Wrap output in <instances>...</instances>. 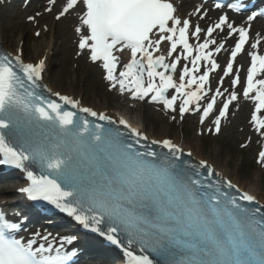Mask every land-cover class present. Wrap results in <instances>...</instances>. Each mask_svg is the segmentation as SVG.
Returning <instances> with one entry per match:
<instances>
[{
    "label": "snow or ice",
    "instance_id": "6c2138e0",
    "mask_svg": "<svg viewBox=\"0 0 264 264\" xmlns=\"http://www.w3.org/2000/svg\"><path fill=\"white\" fill-rule=\"evenodd\" d=\"M85 2L86 14L82 23L90 30V35L81 40L79 47L91 50L92 61H103L106 78L112 88L118 85L122 93L125 90L132 92L134 99H144L151 94L153 102L162 103L171 111L176 110L178 96L184 97L179 108L181 115L191 111L193 102H196V110L199 111L200 93L209 81V74L205 72L197 77L195 73L199 71L201 61H209L212 69L218 67L212 59V52L206 51L210 44L216 43L215 40H205L199 44V54L194 56L192 68L184 66L181 82L177 83L173 75L168 73H175L180 64L179 57L175 62L168 63L164 55L154 56L153 51H150H158L161 40L167 39L172 42L173 52L178 45H182L186 56L193 57L194 49L188 39L190 21L186 19L180 26L182 22L174 16L172 3L167 0ZM76 3L77 0H71L69 7ZM226 23L227 16H224L215 28L220 29ZM228 27L231 33H239V41L231 53L235 60L248 40V31L237 29L231 24ZM154 29H158L160 34L157 39L150 38ZM213 31L214 28L209 27L208 35L211 36ZM200 32L197 26V38ZM165 33L170 35H163ZM118 45L130 50L131 61L117 75L118 58L113 53ZM223 47L221 44L216 51L219 52ZM43 67V60L33 65L24 63L19 55L14 58L0 55V110L18 90L24 89L30 99L36 102L37 111L43 118H56L62 125L71 126L76 122L75 112L63 111L59 103L45 102L44 97L35 91ZM232 67L231 63L227 65L228 73L232 72ZM17 68L30 82V86L25 85ZM261 72H264V56L253 55L244 94L247 96L256 91L259 109H264V79H256ZM187 77L190 79L184 82ZM156 78L159 83L155 82ZM234 83H239L238 77ZM190 85H195L198 90L186 91ZM170 89H175L176 95L169 98L167 93ZM60 99L74 108L79 107L78 101L68 96H61ZM235 100L237 95L233 92L223 103L215 119L217 133L220 131L221 118L227 115L229 105ZM215 103V98L207 103L203 118L209 116ZM80 110L111 122L107 115L98 114L90 108ZM120 123L128 126L126 121L121 120ZM82 124L88 130L89 121L85 119ZM259 126L264 128V122ZM0 127H7V123L0 121ZM96 127L103 129L102 125ZM130 134L137 137V144L141 139L147 140V136H141L137 129H131ZM93 139L94 146H88L83 157L69 156L67 162L56 160L48 165L49 173L46 175H37L33 170H28V157L6 145L2 138L0 153L10 163L27 170L31 187L24 191L28 199L54 205L84 228H91L101 235L107 234V239L114 244H121L118 235L124 236L128 245L138 244L141 252L154 253L160 258V264H264V214L257 219L255 212L238 203L236 197L220 186L213 187L211 183L205 185L198 178L199 174L179 159L177 153L182 149L172 140L153 142L162 143L168 150L167 154H162L147 150V146L144 151L137 150L132 143L123 141L119 131L107 138L97 134ZM160 155L169 161L172 172L187 178V184L177 183L167 169L156 167L154 161ZM260 158L264 160V152L260 153ZM200 164L207 166L206 161ZM226 184L229 189L234 187L230 181ZM193 188L200 191L193 192ZM240 199L253 202L255 198L245 193ZM201 204L208 208L207 215L200 214ZM20 228L18 221L9 220L0 211V264H69L75 255L63 248L54 250L51 245L45 247L40 244L34 248L35 240L24 242L6 237V233L14 237ZM135 259L137 264H154L148 255H140Z\"/></svg>",
    "mask_w": 264,
    "mask_h": 264
},
{
    "label": "rangeland",
    "instance_id": "374dc122",
    "mask_svg": "<svg viewBox=\"0 0 264 264\" xmlns=\"http://www.w3.org/2000/svg\"><path fill=\"white\" fill-rule=\"evenodd\" d=\"M5 12L0 11V26L2 27V35L5 40V44L10 41V48L15 51L19 45L17 40H15L16 35L23 31V25L25 23V15L17 14V18L8 19L4 18ZM49 22L56 23L52 18ZM61 23H58V25ZM45 25H47L45 23ZM48 26V25H47ZM59 28V26H58ZM45 31L44 27H40L42 30V35L36 38L35 30L31 28L29 34L24 37L23 48L26 49V59L33 58V50L30 48V44L33 41L45 40L46 44H50V36L53 33V58L52 65L50 67L49 83L55 85V88L61 90L63 93H67L69 89L73 88L75 93L83 91L84 97L86 98V104H92L94 93L97 94L98 100H106L109 102L108 108L117 112L115 108L120 104L115 94L110 93L107 88L103 85L102 79L97 73L98 70L93 67H89L84 61L75 62L74 61V50L71 40L70 46L64 44V41L56 37L55 31L57 29L51 30L48 28ZM46 34L47 37H42ZM4 44V45H5ZM22 47V46H21ZM72 47V48H71ZM29 57V58H27ZM64 71V74L60 79L54 81V74L58 71ZM91 95V96H90ZM127 105V104H126ZM127 107H135L137 110L134 111L139 118L142 117L145 123L146 129H152L154 132H159L161 127L166 124H171L170 137L172 138L174 134H179L186 141L200 140V145L202 151L206 157L214 154L215 162L214 164L226 165L231 174V178L237 179L239 184L247 185L258 189L264 197V160L259 157L260 146H255L254 144L249 145L246 148H242L248 140L247 136L243 134L244 124L246 122V117L239 115L235 118L238 121L237 125L226 128L223 130L219 137H212L202 135L198 132L193 118H188L184 122L173 121L171 118L165 119L158 112L145 107L144 105L133 106L132 104L127 105ZM129 118H134L136 120V115L128 116ZM165 119V120H164Z\"/></svg>",
    "mask_w": 264,
    "mask_h": 264
},
{
    "label": "bare ground",
    "instance_id": "6f19581e",
    "mask_svg": "<svg viewBox=\"0 0 264 264\" xmlns=\"http://www.w3.org/2000/svg\"><path fill=\"white\" fill-rule=\"evenodd\" d=\"M176 1V3L178 2H183V0H174ZM182 4V3H181ZM184 4L189 5V3L187 1H184ZM180 9V8H179ZM178 14L180 17H185L186 13L182 12V10H178ZM45 18V17H44ZM74 20L73 18H67L66 20H64L62 22V24H56L54 23L50 25L51 30L57 29L56 33V37L60 38L64 41V44L66 46H68L70 44V41L72 39V36H74V33L72 32V25L74 24ZM55 26H59L55 28ZM31 29V25L27 24L23 26V31L19 32L16 37L15 40H17V42L19 43L17 49L15 51H13L10 46L7 47L8 45H11L10 41L7 43L8 45L5 44V46L7 47V49L12 52L14 55H25L26 52L25 50L23 51V45L22 42H24V37L26 34H29ZM2 35V30H1V26H0V37ZM42 37H47L45 34ZM55 36H53V33L50 36V44H46L45 40L43 39L42 41H33L30 44V48L33 50V58H29L27 59V63H32V64H37L40 61H44L45 65L48 67L50 65L51 62V58H52V51H53V39ZM22 46V47H21ZM162 55H164L165 57H169L170 53H162ZM64 74V71H58L54 74V81L58 80L61 78V76ZM58 78V79H57ZM44 80L45 83L48 84L47 86L54 92V93H61L63 95L69 96V97H73L75 99V101H78L81 103V105L83 107H88L91 108L92 110L102 113L104 115H107L111 118H115L119 121L123 120L126 121L127 123L137 126L140 130H142L145 134H147L150 138L154 139V140H158V141H163L165 139H172L174 140V142L180 146L183 147V149L187 152H190L192 154V156L198 160L201 161H206L207 163L214 165L215 168L220 171L221 174H223L225 177H227L228 179L232 180L235 184H237L243 191L251 194L252 196L258 198L262 203H264V197H262L260 191L258 189H255L254 187L251 186H245V185H241L239 184L237 179H233L231 178V174L229 173L228 168L226 167V165H219V164H214L213 162H215V155L212 154L210 155V157H206L202 151L201 145H200V140H192V141H186L182 138L181 135L179 134H174L173 137H170V129L172 127L171 124H166L163 125L161 127V130L159 132H154L152 129H146L145 123L143 122L142 117L139 118V116L134 113V111H136V108H132V107H127V105L120 103L119 105H117L115 108L118 110L117 112H114V110L108 108V104L109 102L106 100H98L97 99V94L94 93V96L90 95L91 98H93V102L92 104H86L85 100H86V96L84 97L83 91H80L78 93H75L74 89L71 88L69 89V91L67 93H63L61 92V90H58L55 88V85L49 83V75L47 70L45 71L44 74ZM131 115H136V120L134 118L131 117ZM128 116H130L131 118H129ZM165 120V119H164ZM17 189H19L18 187H16L15 185H10L7 187V191L3 192L0 189V192L2 194V198H0V203H4L5 201V195L15 192ZM5 190V189H4Z\"/></svg>",
    "mask_w": 264,
    "mask_h": 264
}]
</instances>
